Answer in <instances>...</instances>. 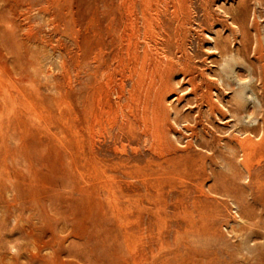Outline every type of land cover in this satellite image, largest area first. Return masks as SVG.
Returning <instances> with one entry per match:
<instances>
[{"label":"rangeland","instance_id":"374dc122","mask_svg":"<svg viewBox=\"0 0 264 264\" xmlns=\"http://www.w3.org/2000/svg\"><path fill=\"white\" fill-rule=\"evenodd\" d=\"M0 264H264V0H0Z\"/></svg>","mask_w":264,"mask_h":264},{"label":"bare ground","instance_id":"6f19581e","mask_svg":"<svg viewBox=\"0 0 264 264\" xmlns=\"http://www.w3.org/2000/svg\"><path fill=\"white\" fill-rule=\"evenodd\" d=\"M149 13H151V12H149ZM151 16V15H150ZM155 19V18H154ZM155 53H156V51H155ZM149 53L148 52H145V54L143 55V59H148V57H149ZM138 57H139V55H138ZM140 58V57H139ZM161 60V59H160ZM144 61V60H143ZM135 64H137V63H135ZM144 66V65H143ZM134 67H135V65H134ZM137 67V66H136ZM131 70V69H130ZM143 70H144V68H143ZM135 71L137 72V70H136V68H135ZM142 72V71H141ZM138 73V72H137ZM136 73V74H137ZM152 73V72H151ZM132 74H133V72H132ZM160 93V92H159ZM146 97V96H145ZM160 98H159V101H158V103L156 104V106H154L153 108V110H152V118H150L149 116H148V113L147 112H145L144 113V122H145V124H150V122H149V120L151 119V122H152V124H151V126H153V134H154V136L156 137V139L157 140H162V137H168V135L166 134V133H162V132H164V131H161V127H162V119H161V116H162V114L164 113V110H163V99H162V95L161 96H159ZM132 101H135V100H132ZM148 104V103H147ZM149 108V107H148ZM148 108H147V106H146V110H148ZM132 110V109H131ZM150 118V119H149ZM166 119V118H165ZM164 121H166V120H164ZM186 148H188V149H191V148H193V144H192V142L191 141H189L188 143H187V145H186ZM252 154V153H251ZM47 185V184H46ZM95 188V187H94ZM40 195V194H39ZM83 205V204H82ZM35 207V206H34ZM54 207V206H53ZM96 214V213H95ZM48 215V214H47ZM55 216V215H54ZM53 217V216H52ZM30 225V224H29ZM33 225H35V224H33ZM135 225V224H134ZM34 227V226H33ZM72 227V226H71ZM23 228V227H22ZM39 229V228H38ZM85 230H86V228H85ZM107 230H109V229H107ZM104 231V230H103ZM106 232V231H105ZM104 232V233H105ZM29 233V232H28ZM39 233V232H38ZM59 233V232H58ZM93 233V232H92ZM35 234V233H34ZM32 235V234H31ZM54 236V235H53ZM80 236V235H79ZM60 237V236H59ZM62 238V237H61ZM48 239V238H47ZM94 239V238H93ZM60 240V239H59ZM38 251V250H37ZM40 253V252H39ZM29 255V254H28ZM31 255V254H30ZM55 255V254H54ZM48 256V255H47ZM56 256V255H55ZM46 257V256H45ZM59 257V256H58ZM16 259V258H15ZM33 259V258H32ZM31 259V260H32ZM38 261V260H37ZM42 261V260H41ZM52 262V261H51Z\"/></svg>","mask_w":264,"mask_h":264}]
</instances>
